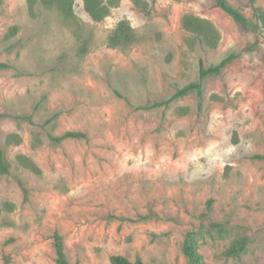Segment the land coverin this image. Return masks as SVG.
<instances>
[{"label":"rangeland","instance_id":"1","mask_svg":"<svg viewBox=\"0 0 264 264\" xmlns=\"http://www.w3.org/2000/svg\"><path fill=\"white\" fill-rule=\"evenodd\" d=\"M68 1L0 0V264H58L55 232L70 264H184L188 230L205 264H264V0H228L247 31L213 0H100V21Z\"/></svg>","mask_w":264,"mask_h":264},{"label":"trees","instance_id":"2","mask_svg":"<svg viewBox=\"0 0 264 264\" xmlns=\"http://www.w3.org/2000/svg\"><path fill=\"white\" fill-rule=\"evenodd\" d=\"M249 1L252 3L255 2V0ZM42 2L47 4L48 6H56L60 10H64L70 7V1L68 0H42ZM84 2L86 10L89 12L93 20L100 21L106 16L107 7L104 4H101L100 0H84ZM213 2L216 7L229 14L241 30L247 31L249 29L248 20L237 8L233 7L228 2V0H213ZM258 17L261 18L260 15H258ZM181 24L186 31L198 34L202 38V40L206 41L211 46L214 45V43L217 41V31L205 19H201L193 15H184L181 20ZM131 40L132 33L130 31V26L127 21L122 20L117 24L114 32L109 36L108 43L111 46H116L121 43H128ZM235 58H237L236 53L228 52L227 54L223 55L217 63H211L206 67L200 65L198 68L199 77L203 78L207 75L218 74L227 64L232 62ZM6 66H8L7 63L0 62V68ZM199 83L200 82H190L177 87L170 98L186 94L192 89H194L200 95L201 87ZM81 136H84L82 132L67 131L57 137L51 136L50 138L55 142H60L65 138H76ZM7 172L8 165L2 151L0 150V174H4ZM209 224H212V222H210ZM198 234L199 232L197 230H188L184 235L183 241L181 243V252L185 258L184 264H205L202 255L197 250L196 236ZM53 237L56 253L55 261L58 264H70L64 252L62 237L57 232L54 233ZM246 244V237H242L232 241L226 248L225 255L237 256L239 253L245 250ZM110 259L113 264H144L140 259L130 261L121 255H112Z\"/></svg>","mask_w":264,"mask_h":264}]
</instances>
